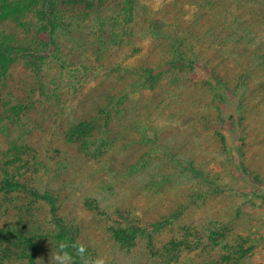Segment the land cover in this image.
Returning a JSON list of instances; mask_svg holds the SVG:
<instances>
[{"label":"rangeland","instance_id":"obj_1","mask_svg":"<svg viewBox=\"0 0 264 264\" xmlns=\"http://www.w3.org/2000/svg\"><path fill=\"white\" fill-rule=\"evenodd\" d=\"M185 4L186 13L181 18L182 12L174 14L178 21L172 22L175 30L181 32L180 24L190 18L202 20L189 38V55L177 58L172 71L164 66L161 71L169 74L157 70L159 78L150 82L142 69L152 66L158 69L171 59L158 54L155 40L141 35L142 31L137 29L142 28L140 23L133 26L138 33V39L135 40V34L132 36L135 47L114 42L115 35L124 37L125 32L118 33L111 25L95 28L89 37L87 29L82 32L71 29L76 38L86 37L81 43L73 34L55 27L59 28L55 32L62 47L51 50L49 56L56 57L58 62L68 58L62 61L68 63L64 73L58 71L57 82L62 80L68 89L69 79L79 77L80 83L75 80L74 84L83 86L76 95L75 105L79 108L76 112L91 115L92 103L104 99L109 85L112 91L113 85L125 90L124 111L116 114L109 127L105 123L87 143L82 140L68 145L62 144L65 134L60 136L61 130H53L43 117L31 123L34 133L31 137L21 135V127L14 129L4 120L0 123V160H13L16 166L24 164L25 171L29 160L49 163L54 171L50 176L40 171L34 182H66L67 219L80 225L79 238L88 245L89 253L104 256L107 264H158L162 257L152 259L144 240L139 239L140 244L129 251L114 241L112 233L128 227L132 221L142 225L158 220L177 205L183 210L181 219L174 230L166 228L158 238L161 246V242L172 238L179 240L183 233L184 243L174 245V249L183 254L185 264H264V61L259 65L264 51L258 52L262 55L258 63L254 60L238 63L237 57L239 53L250 54L256 47L264 48V18L244 9L242 19L237 20L239 26L236 19L229 17L224 29L216 24L217 30L213 31L211 28L217 22L212 13L194 17L187 12L191 9L187 1ZM159 6L161 1L152 0L151 12H157ZM241 22L245 23L244 32ZM131 30L127 29V33ZM221 30L222 42L210 39L209 35ZM138 51L142 53L135 55L137 60L128 63L129 67L142 70L139 77L132 81V77L126 78L125 82L117 72L108 75L123 64L127 55ZM51 63L54 67L58 65ZM83 65L89 68L76 72ZM249 69L252 71L248 89L233 90L239 76ZM31 73L24 63H18L9 76V84L0 89V96L16 94ZM91 76L97 79L91 80ZM216 82L220 85L216 86ZM226 87L230 88L229 103L223 97ZM102 93L104 96L100 97ZM90 101L93 102L89 104ZM218 101L221 104H216ZM56 125L67 132L70 124L65 119ZM26 142L34 154L21 148ZM111 169L116 170V175ZM151 177L154 182H150ZM41 213L45 215L44 210ZM15 214L12 209L11 216ZM41 259L50 261V253L45 257L38 254L36 264ZM9 262L30 264L28 259L19 260L16 256Z\"/></svg>","mask_w":264,"mask_h":264},{"label":"trees","instance_id":"obj_2","mask_svg":"<svg viewBox=\"0 0 264 264\" xmlns=\"http://www.w3.org/2000/svg\"><path fill=\"white\" fill-rule=\"evenodd\" d=\"M159 1H161V6L157 7V12L152 13V0H123L122 2H116L115 0H0V89L3 85L9 84V76L18 63H24L32 71L31 75L27 77V81L18 87L16 94H9L7 98L0 96V108H2V110L0 109V123L8 120L14 129L21 127V135L26 133L31 137L34 134L31 123H34L35 119L39 120V117H43L44 121L53 127V130L57 128L61 130L60 136H63V133L65 134V143L63 141L62 144L68 145L69 142L76 143L82 140L87 143L94 133L97 134L96 131L100 132L101 127L104 128L105 123L109 127L112 120L116 119V114L124 111L123 104L126 97L123 92L125 90L113 85L117 94H112L114 91L109 88V85L108 93L105 96L102 93L100 96H104L103 100L98 98L95 102L92 101L93 103L89 102L93 106L91 115L85 111L76 112L79 109L75 105L76 95L77 92L82 91L83 86L79 84V77H75L73 81L69 79L68 89L62 83V80L57 82L58 71L64 73L68 63L64 62L65 64H63L62 61L68 60V58L65 60L61 58L58 62L56 57L49 56L51 50L62 47L58 32L56 33L55 29L56 31L59 28L61 31L64 29L68 35L73 34L71 29L80 32L87 29L90 31L87 35L89 37L94 34L92 32L95 28L100 30L111 25L113 30H118V33L125 32L124 37L115 35L114 42L117 41L120 44L135 47L136 44L134 45L132 36L135 34L136 40L138 39L136 35L138 33L133 31V26L140 23L143 26L137 29L142 31L141 35L155 40V46H158V54L161 53L171 59L166 60L165 64L158 69L153 66L142 69L146 80L150 82L159 78L160 75L156 76L157 70L162 74H169V71H161L164 66L171 68L172 71L176 68L177 58L185 59L186 55H189L188 49L191 48L189 47V38L192 31L202 24V20H194L193 18L186 21L181 20V22H184L180 26L176 24L180 27L179 30H182L181 32L175 30L172 26L173 21L174 23L178 22L174 18L175 12H182L179 18L186 13L184 11L186 1L191 8L187 12H191L194 17L204 14L211 15L212 13L217 22L211 28L213 31L217 30L216 24L219 29H224L223 27L228 23L229 17L230 19H236L237 26H239L237 20L242 19L243 13L241 10L244 9H249L254 16L261 15L264 18V0ZM232 5L233 7H231ZM120 18H122L121 22L119 21ZM210 18L212 17L210 16ZM146 24H149L150 28L145 27ZM241 24L244 32L245 23L241 22ZM130 27L133 32L128 34L127 29ZM185 30H188V32H183ZM222 34L223 31L221 30L213 36L209 35V37L214 42H222L224 40ZM73 37L79 39L77 41L80 43L86 38L83 35L76 38V34H73ZM236 39H239V37L237 36ZM70 45L72 46V42ZM79 48H83V46ZM164 50L169 54L166 52L164 54ZM260 51H264L263 46L256 47L250 54L247 52L245 55L243 53L237 54V57H239L238 63L251 60L258 63L257 60L262 57V55L259 56L258 52ZM139 52L141 51L133 53L131 56L127 55L123 64L117 65V68L109 71L108 75L117 72L116 74L120 75V79H124L125 82L126 78L132 77V81L139 77L138 72L142 70L129 67L130 64L128 63L131 59V61L137 60L135 55H139ZM97 59V62L100 61L99 56H97ZM263 61L264 57L260 59L259 65H262ZM51 62L58 63L59 66L54 67ZM57 66L59 69H57ZM88 68L89 65H83L76 72L86 71ZM251 71L249 69L245 74L242 73L239 76L240 80L237 79L233 90L245 91L246 87L248 89ZM94 79H97V77L91 76V80ZM75 80L79 81L78 86L74 84ZM133 85H136V83ZM219 85L220 82H216V86ZM62 89H65V91ZM229 89V87H226L223 94V97L228 99L224 100L226 103L231 101L229 99L231 98ZM221 102L218 101L216 104H221ZM111 106L112 109L110 110ZM65 119L70 124L67 127V132L56 125L57 123L59 125V122ZM103 139L101 136L100 141L102 142ZM26 144H21L24 152L30 154L33 151L34 154V150L28 146L30 144L27 142ZM99 149L97 148L96 151H99ZM12 150L14 149L10 151ZM40 150L44 151L43 149ZM45 150L46 153L49 152L48 147ZM103 154L104 150H101L99 155L102 156ZM27 162V165L24 166L27 167V171H25L24 164L16 166L13 160H0V264H9L13 256H16L19 260L28 259L30 264H36L38 254L42 257L51 254L52 247H55L57 241L61 239L81 241L79 238L80 225H74L67 219L64 199L69 193V187L66 182L60 184H53L51 180L44 184L34 182L35 176L39 175L40 171L50 176L49 173L54 170L47 162L43 163L37 160ZM56 163L60 164V161ZM137 165H139L138 161L136 167H138ZM111 171L114 174L116 173V170L111 169ZM150 182H154L152 177ZM42 188L43 190H41ZM57 189L58 191H56ZM177 206L169 215L161 216L158 220H151L149 223L142 225L132 221L129 223L130 226L128 224V227L124 229L122 227L115 229L112 233L114 241L118 245L121 243L123 248L127 247L130 251L136 245H139V239H142L145 241L146 249L150 251L152 259H155L154 256L162 257L158 264H185L183 254L174 249V245L180 246L184 243L183 238H186V236L183 233L182 238L179 240L172 238L161 242V246L159 244L160 238H158L166 228L174 230L181 219L183 210L177 208ZM12 209L16 211L14 216H11ZM43 210L45 215L41 213ZM46 252L48 253L46 254ZM41 261L43 264H50L49 260L41 259ZM41 261L38 264H41ZM77 264H80L79 260H77Z\"/></svg>","mask_w":264,"mask_h":264},{"label":"clouds","instance_id":"obj_3","mask_svg":"<svg viewBox=\"0 0 264 264\" xmlns=\"http://www.w3.org/2000/svg\"><path fill=\"white\" fill-rule=\"evenodd\" d=\"M77 260L80 264H107L104 256H92L88 245L79 240L61 239L52 247L50 264H77Z\"/></svg>","mask_w":264,"mask_h":264}]
</instances>
